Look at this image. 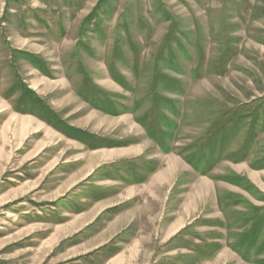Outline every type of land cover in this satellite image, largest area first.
Here are the masks:
<instances>
[{
    "label": "rangeland",
    "instance_id": "rangeland-1",
    "mask_svg": "<svg viewBox=\"0 0 264 264\" xmlns=\"http://www.w3.org/2000/svg\"><path fill=\"white\" fill-rule=\"evenodd\" d=\"M44 101L101 136L77 139L139 143L118 169L165 154L205 174L241 161L227 179L250 193L243 243L264 254V0H0V264H76L45 243L46 194L23 187L59 158L78 168L80 143L25 121L58 122Z\"/></svg>",
    "mask_w": 264,
    "mask_h": 264
},
{
    "label": "crops",
    "instance_id": "crops-1",
    "mask_svg": "<svg viewBox=\"0 0 264 264\" xmlns=\"http://www.w3.org/2000/svg\"><path fill=\"white\" fill-rule=\"evenodd\" d=\"M43 104L56 115L58 122L80 129L82 135L96 139L95 142L100 141L98 133L70 123L50 104L45 101ZM34 112L38 116H32ZM34 112L21 113L31 115L25 121L36 116L34 119L43 125L82 145L78 159L75 158L78 168L68 169L70 160L59 158L47 174L24 178L37 179L25 182L23 187L39 188L46 194L45 201L49 203L41 206L42 215L49 217L43 221L47 232L45 243L52 245L57 260L65 263L71 259L70 263L76 264H260L259 261H264V254L257 253V247L248 249L243 243L242 235L248 227L237 216L248 212L240 199L250 201V193L244 182L227 179L231 171L242 176L241 161L228 163L239 165L235 169L222 165L227 164L223 161L220 169L215 167L205 174L185 164L179 155L165 154L160 166L118 169L115 164L123 156L118 151L129 150L127 155L140 156L139 143L121 148L89 144L57 128L58 122L41 111ZM41 144L27 161L35 160L50 147ZM233 199H237L234 204ZM253 202L260 204L256 198Z\"/></svg>",
    "mask_w": 264,
    "mask_h": 264
},
{
    "label": "trees",
    "instance_id": "trees-1",
    "mask_svg": "<svg viewBox=\"0 0 264 264\" xmlns=\"http://www.w3.org/2000/svg\"><path fill=\"white\" fill-rule=\"evenodd\" d=\"M32 102H35V100L33 99V101ZM34 104V103H33ZM53 114V113H52ZM57 128H58V126L57 125H55ZM64 130V129H63ZM62 130V131H63ZM64 131H66V133L68 134V131H70V134H68L69 136H71V137H73V138H76L75 136H72L71 135V132L72 131H74V132H79V133H81L82 131H80V129H77V130H75V129H73V128H71L70 126H67V130H64Z\"/></svg>",
    "mask_w": 264,
    "mask_h": 264
}]
</instances>
